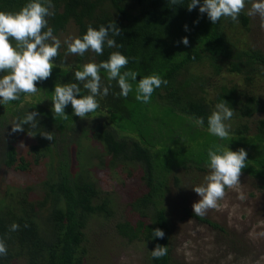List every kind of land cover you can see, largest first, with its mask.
<instances>
[{"label": "trees", "instance_id": "1", "mask_svg": "<svg viewBox=\"0 0 264 264\" xmlns=\"http://www.w3.org/2000/svg\"><path fill=\"white\" fill-rule=\"evenodd\" d=\"M28 2L0 0V11L16 12ZM189 2L181 0V4L172 5L169 0H52L55 15L48 17V25L53 33L65 29L70 19L78 24L79 37L86 33L88 25L98 29L115 22L121 35L113 38L123 46H105L103 55L89 50L83 56L67 53L66 46L55 58L50 78L37 82L40 90L35 95L21 94L17 101L0 104V169L12 167L17 157V132L12 131V125L29 111L38 112V127H23L37 136L30 161L45 160V188L52 198L44 215L45 227H41L37 206L32 205L29 211L28 205H20L23 200L16 199L20 190L7 188L5 200L0 202V238L6 241L8 254L0 257V264H12L17 257L23 258L24 264H84L85 230L90 220L99 215L110 219L114 214L113 200L108 194L102 195L93 167L98 172L107 166L125 169L129 174L137 173L145 184L146 190L131 203L137 219L119 220L116 228L129 241L148 242L151 264H172L166 200L174 187L181 186L187 171L208 169L207 153L211 146L223 143L233 151L244 148L248 166L242 173L264 187V118L258 119L253 131L248 121L257 112H264V100L253 89L264 67V51L232 39L226 30L234 22L231 18L222 17L213 25L198 6L189 11ZM238 20L248 21L244 10ZM185 36L189 40L187 46L181 42ZM12 43L15 45L14 40ZM114 51L129 58L122 71L138 73L128 97L119 95L118 83L113 80L109 94L100 100L96 112L82 119L74 115L69 103L65 108L67 120L55 119L51 99L55 85L78 83L80 94H88L83 84L75 80V71L82 70L87 62L106 61ZM194 65H207L205 68L210 67L212 74L191 70ZM223 71L242 75L246 88L241 92L236 85H217L214 97L210 98L208 81ZM153 73L168 83L155 89L150 102L145 104L135 99V87L139 79ZM100 74L107 84L106 72L102 70ZM223 100L234 109L231 122L235 127L230 129L229 139L221 141L207 131V119ZM188 117H202L204 127L195 126ZM44 131L51 132L54 139L43 138L40 133ZM90 142L92 150L100 149L101 153L90 156L86 150V143ZM73 145L79 148L78 159L84 160L78 171L71 163ZM22 166L27 169L30 165L24 162L16 168ZM8 198L11 204H6ZM188 214L222 228L193 211ZM14 222L20 228L10 231ZM156 228L164 231L163 239L153 237ZM157 244L165 245L168 251L166 256L154 259L151 251Z\"/></svg>", "mask_w": 264, "mask_h": 264}, {"label": "rangeland", "instance_id": "2", "mask_svg": "<svg viewBox=\"0 0 264 264\" xmlns=\"http://www.w3.org/2000/svg\"><path fill=\"white\" fill-rule=\"evenodd\" d=\"M254 2L258 0H250L245 5L244 14L248 21L232 22L227 25L226 30L230 37L240 44L258 47L264 51V26H262L264 18L258 14H248ZM53 34L62 42L58 50L61 52L67 46L63 43L65 39L79 37V26L70 19L65 29ZM205 67L208 66L194 65L191 70L203 71L210 76L212 74L209 73L210 67ZM259 73L253 89L257 96L264 100V67H261ZM222 84L236 85L241 92L247 85L242 75L223 71L214 78L210 77L208 81L210 98L214 97L215 86ZM261 118H264V112H257L248 119L252 131L256 130L258 119ZM231 120L232 118L225 121L230 125V129L235 127ZM36 142H38L37 136L33 133L17 132L14 141L17 157L14 164L10 168L0 169V202L5 200L8 187L20 190L16 196V199L23 200L20 205L23 203L28 205L29 211H32V205L37 206L40 225L45 227L44 215H47L52 205L50 200L52 198L45 188L48 179L45 160L36 163L30 161L33 157L31 153L34 152L32 145ZM86 145L90 156L101 153L100 149L92 150L91 142ZM78 149L73 145L71 152L72 167L76 168V171L81 169L80 163H84L83 158L78 159ZM85 156L86 154L83 155L84 159ZM105 159L108 161L109 158ZM24 162L30 165L29 168L25 169L23 166L21 169L16 168L18 164ZM95 168L97 167H93L92 173L99 181V186L103 190L102 195L108 194L113 200L114 214L110 219L99 215L90 220L85 230L87 254L84 264H151L148 242L129 241L119 234L116 228L119 220L137 219V212L132 210L131 203L146 190L145 184L134 171V174H129L128 170H114L107 166L98 172L99 169ZM208 174L209 169L201 172L190 169L186 172L181 186L174 187L172 194L166 200V213L171 232L172 264H264V187H261L255 179L241 173L240 183L232 189L226 188L225 196L218 201L217 208L209 209L203 215L222 227L216 228L188 214V211H193V203L200 199L193 187L205 184L204 178ZM240 193L244 194V199L239 198ZM6 202L11 204L9 198ZM24 262L23 258L17 257L12 264H24Z\"/></svg>", "mask_w": 264, "mask_h": 264}, {"label": "clouds", "instance_id": "3", "mask_svg": "<svg viewBox=\"0 0 264 264\" xmlns=\"http://www.w3.org/2000/svg\"><path fill=\"white\" fill-rule=\"evenodd\" d=\"M169 3L181 4V0H169ZM245 5L246 0H203L202 4L200 0H190L187 7L191 11L198 6L199 12L207 13L214 25L222 17L231 18L232 21L238 23V17L245 9ZM53 9L52 0H29L19 11H0V72L4 73L0 76V104L6 105L11 101H17L21 94L35 95L40 90L37 82L50 78L62 43L48 25V17L55 15ZM248 14H258L264 18V0L254 2ZM185 30H187V25H185ZM120 35L121 29L115 22L100 25L98 29L88 25L82 37L65 39L63 43L67 45L69 54L83 56L91 50L97 55H103L105 46L108 48L123 46L118 45L113 38ZM13 40L15 45L12 43ZM181 42L186 46L189 44L186 36ZM128 63L129 58L119 51L112 52L106 61L85 63L82 70L75 71L74 76L75 80L82 83L83 88L87 90L86 95L80 94L81 87L78 83L55 85L54 95L51 98L54 118L67 120L68 115L65 113V108L69 103H71L74 115L82 119L96 112L100 108V100L109 94L113 80L118 83L119 95L127 98L133 91L132 81H137L138 76L136 71H122ZM102 70L107 74V84L100 74ZM167 83V80L155 73L144 76L136 84L135 99L147 104L155 89ZM233 115L234 109L229 107L227 101L217 103L208 116L207 131L221 141L229 139L230 125L225 121L230 120ZM38 116V112L29 111L12 125V131H24V125H29L31 129L37 128ZM188 119L195 126L204 127L202 117H188ZM40 135L49 141L54 139L49 131H44ZM207 156L206 167L209 169V174L204 178L206 183L193 187L200 197L192 205L193 213L197 216H203L209 209L217 208L218 201L225 196V189L236 187L240 183L242 169L248 166L247 152L244 148L233 151L223 143L214 144L208 149ZM239 198L244 199V194L240 193ZM19 228L20 225L14 222L10 226V231H17ZM164 236L162 229H154L153 237L163 239ZM167 251L165 245L157 244L151 251V255L154 259H159L166 256ZM7 254L6 241L0 238V257L7 256Z\"/></svg>", "mask_w": 264, "mask_h": 264}]
</instances>
